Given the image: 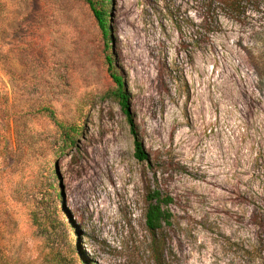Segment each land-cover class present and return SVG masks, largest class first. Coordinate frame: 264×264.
Masks as SVG:
<instances>
[{
	"label": "rangeland",
	"instance_id": "1",
	"mask_svg": "<svg viewBox=\"0 0 264 264\" xmlns=\"http://www.w3.org/2000/svg\"><path fill=\"white\" fill-rule=\"evenodd\" d=\"M200 1L113 0L115 66L148 154L139 163L105 98L107 53L84 0H0V264H156L144 220L154 191L172 199L162 264H264L253 226L264 210V9L208 26ZM57 121L81 135L49 163ZM33 211L55 230L37 231Z\"/></svg>",
	"mask_w": 264,
	"mask_h": 264
},
{
	"label": "trees",
	"instance_id": "2",
	"mask_svg": "<svg viewBox=\"0 0 264 264\" xmlns=\"http://www.w3.org/2000/svg\"><path fill=\"white\" fill-rule=\"evenodd\" d=\"M84 3L88 7L98 29L101 32L105 51L107 53L105 57V71L109 75L113 82V88L106 93L108 99L114 100L118 103L122 113L125 116L126 122L129 126L130 134L133 138L134 146V158L139 162L143 163L148 160V154L145 151L142 138L139 133V129L135 120L134 115L130 111V96L126 90L124 79L118 72L115 66L116 58L113 55V38L111 34V16L113 0H84ZM201 7L203 9V20L206 25H213L217 23L219 17H224L228 20L236 22L243 21L248 18L251 13L259 12L260 9H264V0H201ZM202 20V21H203ZM55 126L60 132L59 140L56 141L58 150L51 147L53 151L49 163H52L53 157L61 155L65 149L74 148L78 137L81 135V128L75 122H55ZM20 147V154L23 155L25 160H31V152L34 151L32 142L28 136L20 137L18 140ZM22 155L19 157L21 159ZM27 163L26 165H28ZM33 167H35L33 165ZM41 164L36 167L40 168ZM43 169H38L32 172L33 179H29L30 185L37 184L38 175ZM53 181L56 180L57 173L54 169L50 171ZM41 185L40 183H38ZM36 187H38L36 185ZM51 188L54 189V187ZM63 195L61 192H55L52 196V203L54 204L55 211L57 210L56 204L59 199H62ZM146 209L144 213L145 227L150 236V249L153 260L156 264H162V258L165 252V242L162 237V232L165 227L171 226L172 214L168 209L172 199L169 196H161L158 192H148L145 196ZM31 225L39 232H44L45 229H53L56 227V220L50 216L40 218L36 212L30 213ZM46 224V226H45ZM253 226L257 228H264V210L260 213L253 215ZM256 251L260 252V249ZM71 253L75 254L74 250H70ZM64 260L63 256L55 254L54 261L56 264H62Z\"/></svg>",
	"mask_w": 264,
	"mask_h": 264
}]
</instances>
